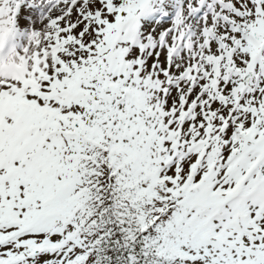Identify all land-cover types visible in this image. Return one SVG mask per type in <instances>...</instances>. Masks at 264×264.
Segmentation results:
<instances>
[{
	"label": "snow or ice",
	"instance_id": "snow-or-ice-1",
	"mask_svg": "<svg viewBox=\"0 0 264 264\" xmlns=\"http://www.w3.org/2000/svg\"><path fill=\"white\" fill-rule=\"evenodd\" d=\"M0 264H264V0H0Z\"/></svg>",
	"mask_w": 264,
	"mask_h": 264
}]
</instances>
